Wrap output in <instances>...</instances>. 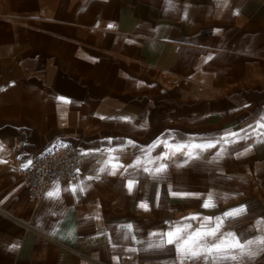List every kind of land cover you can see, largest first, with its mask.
Masks as SVG:
<instances>
[{
	"label": "crops",
	"instance_id": "1",
	"mask_svg": "<svg viewBox=\"0 0 264 264\" xmlns=\"http://www.w3.org/2000/svg\"><path fill=\"white\" fill-rule=\"evenodd\" d=\"M262 116L264 0H0V264H181L167 233L206 218L264 236ZM67 139L80 173L35 205L20 170Z\"/></svg>",
	"mask_w": 264,
	"mask_h": 264
},
{
	"label": "snow or ice",
	"instance_id": "2",
	"mask_svg": "<svg viewBox=\"0 0 264 264\" xmlns=\"http://www.w3.org/2000/svg\"><path fill=\"white\" fill-rule=\"evenodd\" d=\"M111 27V25L109 26ZM252 127V126H250ZM256 128H264V116L260 118V121L257 122ZM230 136H238L239 133H230ZM264 135V133H262ZM225 142H228L227 138ZM219 141H217L218 143ZM165 143L166 147L169 148L171 155L175 156L177 153L186 155L189 159L198 158L194 156V150L200 149L201 151L207 150L208 148L215 147V144L206 143V144H175L170 145ZM2 147V146H0ZM185 149L187 151L185 152ZM223 151V150H222ZM220 155V153H217ZM169 155L165 154L164 156H158L156 159H169ZM117 157L109 156V158L104 161V166L99 169L100 172L108 170L109 165H111V174H115V171L120 165L112 163L113 160H117ZM187 162V161H185ZM30 163V162H29ZM140 161L137 160V165ZM167 169V164H160L158 167L153 169L145 168V171L150 172L152 175L156 176ZM98 178V177H97ZM129 189L133 187V184L130 182L128 185ZM76 190L75 187L72 189ZM82 191L83 188L81 187ZM59 186L55 190L47 193L49 197H58L59 196ZM175 194V193H174ZM204 207L213 206L212 197L209 196L208 200L203 205ZM146 207V205H142ZM245 211L244 208L230 210L224 214L225 218L236 217L241 215ZM195 218V217H193ZM212 218H206L205 222L200 225L199 228L194 231H189L190 225H185L183 227H177L174 231L167 233L168 243L175 244L178 254L181 256V264H184L185 260H204L205 262L211 260L212 264H219L223 260H238L244 255L252 256L255 255V252L252 250L253 245L264 244V236L256 237L255 239H245L244 242H241V238L237 237L235 233L232 232H221L222 227V218H216L215 227L209 228L207 225L211 223ZM129 229L130 225L127 226ZM233 250H238L236 255L232 254Z\"/></svg>",
	"mask_w": 264,
	"mask_h": 264
},
{
	"label": "built area",
	"instance_id": "3",
	"mask_svg": "<svg viewBox=\"0 0 264 264\" xmlns=\"http://www.w3.org/2000/svg\"><path fill=\"white\" fill-rule=\"evenodd\" d=\"M83 153L71 139L49 142L20 170L30 201L41 203L49 186L57 179H72L78 176L82 166ZM17 180V179H14ZM1 211V210H0ZM27 230H34L28 222Z\"/></svg>",
	"mask_w": 264,
	"mask_h": 264
}]
</instances>
